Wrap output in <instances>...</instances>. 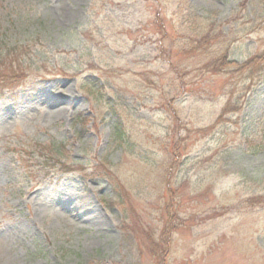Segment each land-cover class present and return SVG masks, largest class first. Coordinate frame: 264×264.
Instances as JSON below:
<instances>
[{"label":"rangeland","instance_id":"1","mask_svg":"<svg viewBox=\"0 0 264 264\" xmlns=\"http://www.w3.org/2000/svg\"><path fill=\"white\" fill-rule=\"evenodd\" d=\"M261 196L264 0H0V264H264Z\"/></svg>","mask_w":264,"mask_h":264},{"label":"trees","instance_id":"2","mask_svg":"<svg viewBox=\"0 0 264 264\" xmlns=\"http://www.w3.org/2000/svg\"><path fill=\"white\" fill-rule=\"evenodd\" d=\"M227 54L223 57V59H221V62L220 64L215 63L212 67V70H223L224 68H228V67H235L234 69H237V71H247V70H252V69H255L257 68L261 63H260V60L262 62V58H263V55H260V60H256V61H253V60H250L248 62H239V61H236V60H230V59H227ZM22 65V63L20 64L19 63V66H18V69L16 70H19L17 71V75H20L22 74L24 71H20V66ZM220 72V71H218ZM24 76V75H23ZM16 78H18V76H16ZM231 109L230 108H227L224 113H222V115L218 118L217 122L215 123V125L219 124L221 122L222 119H224V116L225 114H227L228 112H230ZM214 129V126H209L205 129H201L203 130L204 132H209V131H212ZM261 197H264V196H261Z\"/></svg>","mask_w":264,"mask_h":264}]
</instances>
